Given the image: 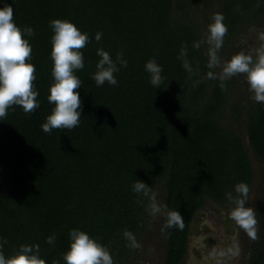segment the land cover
I'll list each match as a JSON object with an SVG mask.
<instances>
[{"label":"trees","instance_id":"1","mask_svg":"<svg viewBox=\"0 0 264 264\" xmlns=\"http://www.w3.org/2000/svg\"><path fill=\"white\" fill-rule=\"evenodd\" d=\"M5 2L18 26L34 29L26 38L40 106L28 113L12 105L0 121L4 254L38 243L47 264H66L69 230L79 228L105 245L115 264H126L133 245L126 233L136 238L147 226L153 192L161 185L166 219L176 209L184 217L182 230L165 228V264H181L197 212L209 199L234 202L229 194L237 195L240 182L249 186L250 196L254 182L244 138L222 120L234 82L211 66L213 53L204 46L199 15L202 1L0 0V7ZM218 3L228 27L224 37L249 21L264 26V0ZM56 18L72 21L90 37L81 49L85 66L76 71L83 112L78 126L44 132L41 125L54 108L48 96L54 83L50 21ZM97 32L103 33L100 41ZM98 48L113 59L123 52L127 66L115 74L118 85L97 86L92 78ZM152 58L163 68L159 89L145 70ZM241 108L238 102L235 118H242ZM244 118L249 144L264 164V103L247 107ZM137 179L147 184L139 192L133 190ZM258 215L263 234L250 264H264V185ZM50 235L54 244L46 242Z\"/></svg>","mask_w":264,"mask_h":264},{"label":"clouds","instance_id":"2","mask_svg":"<svg viewBox=\"0 0 264 264\" xmlns=\"http://www.w3.org/2000/svg\"><path fill=\"white\" fill-rule=\"evenodd\" d=\"M13 7L5 2L0 7V121L7 116L12 105H20L25 112H33L40 106L36 97L39 95L35 88V66L30 62L32 46L26 37L35 35L34 29L29 26L21 28L13 19ZM213 22L208 25V41L213 46V60L211 66H216L219 59L216 51L224 43V36L228 32L223 22L222 13L212 17ZM53 30L51 59L53 61L52 77L54 83L50 86L48 100L54 104L52 113L46 117L41 125L44 132L53 129H72L79 125L83 112V101L78 89L82 87L81 79L76 71L83 69L84 54L81 51L89 42L87 32H82L75 23L66 19H53L50 21ZM103 33L95 34L96 41L102 39ZM264 40V33L259 37ZM100 59L96 63V71L92 74L97 86L105 82L118 85L116 73L120 67L127 66L123 52L113 59L111 54L103 49H97ZM187 67V65H185ZM145 70L150 77V83L159 89L163 81V68L155 58L145 63ZM238 74H245L249 90L253 93L252 99L257 103H264V45L255 50V54L239 52L225 62L221 78L229 79ZM147 184L137 179L134 182V191H142ZM237 195L229 197L234 201V207L229 216L235 223L253 239L257 235V212L248 206L249 186L240 182L235 185ZM155 212L160 208L155 207ZM165 228H184V217L176 210L167 212ZM126 236L132 240L133 246H138L134 236L129 232ZM55 235L46 238L48 244L55 243ZM70 247L63 254L66 264H115L110 250L89 233L79 228L69 230ZM6 239L0 237V264H47L41 256L40 245L21 244L19 249L11 256L4 254L3 248ZM238 252V249L236 250ZM54 264H60L59 260Z\"/></svg>","mask_w":264,"mask_h":264},{"label":"rangeland","instance_id":"3","mask_svg":"<svg viewBox=\"0 0 264 264\" xmlns=\"http://www.w3.org/2000/svg\"><path fill=\"white\" fill-rule=\"evenodd\" d=\"M201 1L203 10L199 15L200 21L204 25L203 29H205L203 34L204 46H209L213 53V46L208 41V25L213 22V15L219 13V0ZM192 14L197 15L194 12ZM262 33H264V26L259 25L255 21H249L240 26L233 36L224 37L223 46L217 50L219 52L217 56L219 63L215 66L216 74L221 76L225 62L230 60L233 55L239 52L254 55L255 50L264 45V40L259 38ZM229 79L234 82V92L222 120L225 126L244 138L254 168V182L248 199V206L253 207L257 212V235L255 239L251 238L235 221L234 225L232 223L230 227L231 229L236 228L235 232L231 233V229L226 230L224 217L230 218L229 213L235 206L234 202L220 203L209 199L194 217L191 227L189 252L183 264H191L192 261L196 264H216V259L222 255L224 258L223 264H226L225 259L227 256L230 257L227 264H250L249 258L254 252V245L262 239L263 229L258 215V206L264 185V164L249 144L244 118L247 107L255 104L256 101L252 99L253 93L249 90L245 74H238ZM238 102H241L245 107L244 109L241 108L242 110L240 109L243 114L241 119L235 118L232 114ZM155 207H159L160 211L155 212ZM146 223L147 226L135 238L138 246L132 245L129 261L126 264H164L166 260L168 250L164 227L166 223V205L165 194L161 185L153 192ZM213 236L216 238L210 240L209 237ZM237 249L238 252L236 251Z\"/></svg>","mask_w":264,"mask_h":264},{"label":"flooded vegetation","instance_id":"4","mask_svg":"<svg viewBox=\"0 0 264 264\" xmlns=\"http://www.w3.org/2000/svg\"><path fill=\"white\" fill-rule=\"evenodd\" d=\"M228 222H229V223H228ZM230 223H231V224H230ZM232 223H233V225H234V221H233L231 218L228 219L227 216L224 217V225H225L226 230L231 229L230 227L232 226ZM235 229H236V228H235ZM235 229H231L230 232H231V233H232V232H235ZM190 235H191V232H190ZM190 235H189V241H190ZM209 238H210V240H214L216 237L213 236V237H209ZM189 244H190V242H188L187 253H186V256H185V258L183 259V261H182L181 264H183V263L186 261V258H187L188 252H189ZM231 247L234 248L233 246H231ZM225 256H226V255H225ZM228 259H230L229 256H227V258L225 259L226 264H227V262H228ZM249 259H251V256H250ZM216 260H217V261H216V264H223V263H224L223 255H222L221 257H218ZM164 264H165V262H164ZM191 264H196V263L192 261Z\"/></svg>","mask_w":264,"mask_h":264}]
</instances>
